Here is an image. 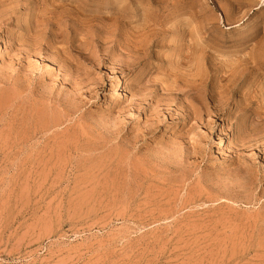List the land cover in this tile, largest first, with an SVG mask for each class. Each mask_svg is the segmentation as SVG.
<instances>
[{
    "label": "rangeland",
    "instance_id": "374dc122",
    "mask_svg": "<svg viewBox=\"0 0 264 264\" xmlns=\"http://www.w3.org/2000/svg\"><path fill=\"white\" fill-rule=\"evenodd\" d=\"M0 264H264V0H0Z\"/></svg>",
    "mask_w": 264,
    "mask_h": 264
},
{
    "label": "bare ground",
    "instance_id": "6f19581e",
    "mask_svg": "<svg viewBox=\"0 0 264 264\" xmlns=\"http://www.w3.org/2000/svg\"><path fill=\"white\" fill-rule=\"evenodd\" d=\"M54 12V11H53ZM85 25V24H84ZM158 37V36H157ZM152 40V39H151ZM138 44V43H137ZM141 45V44H140ZM139 47V46H138ZM196 61H199V60H196ZM194 62V61H193ZM200 62V61H199ZM197 62V63H199ZM202 63V62H201ZM197 67V66H196ZM119 83V82H118ZM122 86V85H121ZM120 87V86H119ZM192 98V97H191ZM194 101V100H193ZM203 102V101H202ZM207 104V103H206ZM210 105V104H209Z\"/></svg>",
    "mask_w": 264,
    "mask_h": 264
}]
</instances>
